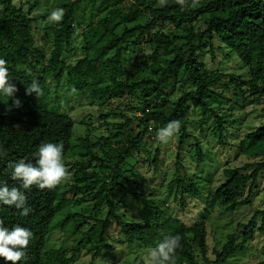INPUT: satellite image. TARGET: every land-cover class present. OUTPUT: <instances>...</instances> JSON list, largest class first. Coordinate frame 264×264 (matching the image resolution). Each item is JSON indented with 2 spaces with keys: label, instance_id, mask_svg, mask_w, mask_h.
<instances>
[{
  "label": "trees",
  "instance_id": "trees-1",
  "mask_svg": "<svg viewBox=\"0 0 264 264\" xmlns=\"http://www.w3.org/2000/svg\"><path fill=\"white\" fill-rule=\"evenodd\" d=\"M43 1L0 0V58L7 62L17 89L13 96L21 101L19 107L0 112V151L5 153L0 160V186L19 188V182L11 179L10 164L21 159L35 163L34 153L44 142H63L67 168V180L53 190L20 189L31 208L27 217L0 205V222L5 227L20 225L33 233L22 264H73L82 254L90 256L93 264L101 257L114 259L115 240L150 250L166 236L180 237L181 247L172 264H227L244 253L256 216L264 222V210H258L247 225L238 226L243 229L241 241L235 234L227 235L222 247L213 249L212 259L207 256V220L216 209L235 214L251 205L264 178V124L245 133L238 145L237 154L251 163L223 170L224 182L215 190L206 189L199 222L188 225L169 214L161 196L154 202L156 193L144 181L128 176L127 169L129 160L144 152L147 136L157 137L160 128L179 121L180 131L173 138L178 141L176 173L168 188L176 187L174 201L182 211L187 198L201 199L204 184L179 170L180 151L191 138L197 163L204 160L199 140L188 134V117L191 110L212 116L216 120L213 132H219L222 142L228 117L218 114L228 101L241 109L264 107V0H199L197 7L183 11L177 0H166L165 6L160 0H55L64 17L42 27L44 36L51 39L47 57L33 34ZM77 28L82 29L84 56L71 65L65 54ZM142 50L138 77L132 78L125 64ZM219 52H226L223 58H233L244 72L216 65ZM203 55L213 68L200 59ZM34 80L44 90L42 97L26 94ZM165 89L171 90L170 96L179 93L172 101ZM60 91L65 98L83 97L89 108L97 110L102 127L115 132L108 131V136L95 142L88 136L73 140L75 123L61 111ZM133 123L137 131L130 129ZM159 157L156 150L149 159L154 170ZM127 199L141 206L140 220L117 214V206ZM113 223L119 230L115 239L108 237ZM56 230L71 238L70 247L62 242L47 249Z\"/></svg>",
  "mask_w": 264,
  "mask_h": 264
},
{
  "label": "rangeland",
  "instance_id": "rangeland-1",
  "mask_svg": "<svg viewBox=\"0 0 264 264\" xmlns=\"http://www.w3.org/2000/svg\"><path fill=\"white\" fill-rule=\"evenodd\" d=\"M42 5L43 8L37 11L39 14L36 12L38 14V21L33 27V34L36 38L37 47L40 48L47 57L51 48V39L44 36L42 27L46 22H50L48 20V15L57 8L55 6V0H44ZM42 16H44V20H42ZM81 30V28L75 30L71 44L66 48L65 61L67 64L74 65L78 59L84 56V52L81 48ZM144 53V50L139 51L136 56L128 58L125 64L126 70L130 73L132 78L138 77L137 74L139 72L137 65L141 61ZM225 53H217L219 58L216 65H223L227 70L235 68L238 73H243V69H239V66L233 58L226 60L223 58ZM200 59L203 60L208 67L213 68L211 61L206 55H203ZM51 90L54 91V86H51ZM170 93V89H165L166 96H170ZM178 93L179 92L175 94L172 93L170 99L173 101L175 99L174 96H177ZM225 96L228 99L231 97L229 93H226ZM9 99L11 101L0 102L1 113L16 107L14 102L18 99L14 96ZM59 99L62 113L68 114L75 123L72 130L73 140L88 136L95 142L102 136H108V131L112 133L115 132L113 128L107 130L106 127H102L103 121L98 117L97 110L89 108L83 97L78 98L75 94H72L65 98V95L60 91ZM135 104H137V102H135ZM116 106L117 104L111 105L110 108ZM108 109V107L102 109L103 113ZM125 114L131 116V114ZM218 115H226L228 117L224 120L225 128L222 142L218 139L219 132H213V128L216 127V120L212 116L204 117L200 112L191 110L188 117V134L199 140L201 151L204 154V160L202 163H197V157L194 156L191 149V146L194 144V140L191 138L184 144L180 151V165L182 168L179 170L189 179L199 178L200 182L204 185L201 191V199L187 198L184 211L181 210L178 202L174 201L176 187L174 186L172 189L168 188L169 183L175 178L176 173L177 139H171L167 144H163L157 140L156 136L149 135L143 142L144 152L141 156L130 159L128 162L130 166L128 165L127 170L129 171H127V175L136 177L137 181H144L148 190H150L151 193H156L152 194L153 201L157 202L160 195L162 200H164L163 204L168 208V213L184 221L188 225L202 220L206 189L215 190L224 182L223 170L239 169L246 163H251L249 158L237 154L238 145L245 133L255 131L264 124V107L258 108V110L253 107L241 109L239 106L232 105L228 101L222 109L219 110ZM88 117L90 120L86 119ZM82 121L84 124L81 123ZM109 122L118 123L117 120H109ZM130 129L137 131L134 123L131 125ZM156 150L160 152V157L157 170H154V167L149 163V159L154 155ZM95 152L100 155L99 150H95ZM131 166H134L135 170ZM263 188L264 178L259 182V187L251 198V205L242 208L235 214H227L220 209L211 212L207 220L208 257L212 259L213 249L219 250L225 243L227 235L235 234L238 241L243 239V229L238 226L247 225L250 220H253L258 210H264ZM246 196L247 191L244 193V197ZM140 209L141 206L138 203L127 199L117 206V214L123 215L127 220H140V216L138 215ZM103 211L105 213L106 209L104 208ZM142 219L144 218L142 217ZM262 224H264V222H262L261 217L256 216L253 224L254 231L252 237L249 239L246 251L237 254L230 259L227 264L264 263V231H259ZM60 233L61 232L58 230L53 232L48 241L47 249L57 248L62 242H65L66 246L70 247L71 238L67 237V235L64 237ZM108 235V237L112 239L119 236V230L116 224L113 223L109 226ZM113 245L117 248L114 259H101V257L93 261V264H138L144 260V257L149 251L138 246L120 244L117 240L114 241ZM73 264H92V262L90 256L82 254L74 260Z\"/></svg>",
  "mask_w": 264,
  "mask_h": 264
},
{
  "label": "clouds",
  "instance_id": "clouds-1",
  "mask_svg": "<svg viewBox=\"0 0 264 264\" xmlns=\"http://www.w3.org/2000/svg\"><path fill=\"white\" fill-rule=\"evenodd\" d=\"M181 10L195 8L199 0H177ZM165 6L166 0H160ZM64 17V10L57 8L48 15L52 23H59ZM17 89L9 78L7 62L0 58V101L11 98ZM74 91V89H73ZM35 94L36 98L44 95V90L37 81L26 87V94ZM15 106L19 107L20 101L16 100ZM179 121H170L165 127L160 128L157 140L167 144L180 131ZM63 142H44L34 153L35 163L21 159L10 164L11 179L19 182L20 187L9 188L6 184L0 186V205H7L18 210L19 215L27 217L31 208L28 206L27 196L23 191L33 187L38 189L53 190L67 180V168L64 163ZM5 153L0 151V160ZM33 238V233L26 227L16 225L11 229L0 222V261L3 264H22L25 250ZM181 247L179 236H166L154 248H151L144 257L143 264H172L177 249Z\"/></svg>",
  "mask_w": 264,
  "mask_h": 264
}]
</instances>
